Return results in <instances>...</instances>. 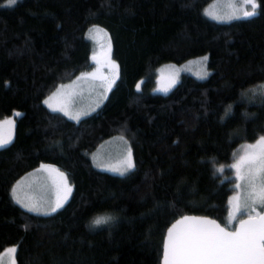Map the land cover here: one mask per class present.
<instances>
[{
    "label": "trees",
    "instance_id": "trees-1",
    "mask_svg": "<svg viewBox=\"0 0 264 264\" xmlns=\"http://www.w3.org/2000/svg\"><path fill=\"white\" fill-rule=\"evenodd\" d=\"M211 1L0 0V121L14 116L0 147V253L15 245V264H161L178 218L225 225L233 181L215 166L264 135V0L231 22L206 15ZM93 26L110 34L119 78L100 106L73 120L45 101L93 68ZM204 55L206 78L185 73L168 93L154 92L160 66ZM119 135L134 157L125 175L92 157ZM42 164L72 186L49 214L25 209L12 192ZM97 217L111 219L95 225Z\"/></svg>",
    "mask_w": 264,
    "mask_h": 264
},
{
    "label": "rangeland",
    "instance_id": "rangeland-1",
    "mask_svg": "<svg viewBox=\"0 0 264 264\" xmlns=\"http://www.w3.org/2000/svg\"><path fill=\"white\" fill-rule=\"evenodd\" d=\"M256 3L259 7L258 0ZM258 7L255 9L257 13ZM251 5L244 0H212L205 9L206 15L218 22H231L243 19L244 11H251ZM249 18V17H247ZM92 41L93 68L82 72L76 78L59 84L47 96L50 109L59 111L73 120H78L92 113L108 97L119 78L118 63L112 57V42L110 34L100 26H93L87 33ZM206 55L193 58L182 64L166 63L157 70L154 92L168 93L180 81L183 74L188 73L196 78L204 79L209 75L208 57ZM143 80L138 83L142 88ZM137 85V86H138ZM264 86V83L263 85ZM167 88V91L163 89ZM261 89V87H260ZM264 92V90H263ZM78 116V119L72 117ZM11 121V123H8ZM14 133V116L0 121V140L11 141ZM264 135L257 139L240 144L234 151L233 158L228 163L215 166V171L224 181L231 180L233 192L228 198V214L225 226L234 229L237 223L247 216H258L264 210V200L257 198L264 186V143H258ZM7 143V144H8ZM5 144L4 146H6ZM95 165L101 170L114 174L125 175L134 167V157L131 145L124 136H114L104 141L92 154ZM131 161L132 167H128ZM237 165V167H233ZM55 167V166H54ZM118 169L119 171H114ZM223 169V171H219ZM15 189V192L13 191ZM70 189V191H68ZM72 191L66 174L58 167L51 168L47 164L33 169L13 184V196L25 209L38 214L52 213L59 201L65 203ZM24 205H28L25 207ZM237 207L240 211H236ZM60 209L57 208L56 211ZM30 211V210H29ZM235 213V218L232 214ZM15 249V252L9 251ZM17 247L8 246L0 253V264H15Z\"/></svg>",
    "mask_w": 264,
    "mask_h": 264
},
{
    "label": "snow or ice",
    "instance_id": "snow-or-ice-1",
    "mask_svg": "<svg viewBox=\"0 0 264 264\" xmlns=\"http://www.w3.org/2000/svg\"><path fill=\"white\" fill-rule=\"evenodd\" d=\"M15 3L16 0H8L9 5ZM244 3L250 4L252 10L244 11L243 17L254 16L256 14L255 9L258 7L256 0H244ZM204 59L206 60L207 57ZM163 90L167 91V88ZM261 90H264V86H261ZM45 103L48 104V101ZM49 107L52 105L49 104ZM53 110L64 111V109ZM72 118L78 119L79 117ZM7 143L8 139L0 140V147ZM258 143H264V138ZM260 163L264 166V157L261 158ZM128 167H132L131 161L128 162ZM233 167H237V165H233ZM114 171L119 170L114 169ZM219 171H223V169H219ZM13 191L15 192V189ZM256 195L257 198L264 200V186ZM17 202L20 203L19 200ZM24 206L28 207V205ZM61 206L62 204L58 201L52 211H56ZM29 210L37 209L33 207ZM236 211L238 212L240 209L237 207ZM232 218H235V213L232 214ZM109 219L111 218L97 217L93 223L101 225L107 223ZM204 223L214 225V228H193L176 236H173L171 229L169 230V242L165 246L166 264H264V216H261L259 223L256 224L251 223V221H241L240 230L234 233L226 232L214 221H205ZM9 251L14 253L15 249Z\"/></svg>",
    "mask_w": 264,
    "mask_h": 264
},
{
    "label": "water",
    "instance_id": "water-1",
    "mask_svg": "<svg viewBox=\"0 0 264 264\" xmlns=\"http://www.w3.org/2000/svg\"><path fill=\"white\" fill-rule=\"evenodd\" d=\"M264 216V210L258 216H247L242 218L236 225L234 229L227 228L224 224H222L219 220L205 216V215H197V214H189L184 215L178 218L167 230L165 239H164V251L163 258L161 264H166L165 260V246L169 242V230H172L173 236L177 234L185 233L193 228H202V229H213L214 225L204 223L205 221H214L216 225H219L221 228H224L226 232L234 233L240 230L241 221H251V223L256 224L259 223V218ZM188 219H185V218ZM175 226V227H174Z\"/></svg>",
    "mask_w": 264,
    "mask_h": 264
},
{
    "label": "bare ground",
    "instance_id": "bare-ground-1",
    "mask_svg": "<svg viewBox=\"0 0 264 264\" xmlns=\"http://www.w3.org/2000/svg\"><path fill=\"white\" fill-rule=\"evenodd\" d=\"M18 118V117H17Z\"/></svg>",
    "mask_w": 264,
    "mask_h": 264
}]
</instances>
